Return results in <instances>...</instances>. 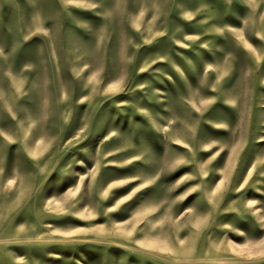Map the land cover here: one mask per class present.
I'll use <instances>...</instances> for the list:
<instances>
[{
    "label": "rangeland",
    "instance_id": "374dc122",
    "mask_svg": "<svg viewBox=\"0 0 264 264\" xmlns=\"http://www.w3.org/2000/svg\"><path fill=\"white\" fill-rule=\"evenodd\" d=\"M0 264H264V0H0Z\"/></svg>",
    "mask_w": 264,
    "mask_h": 264
}]
</instances>
